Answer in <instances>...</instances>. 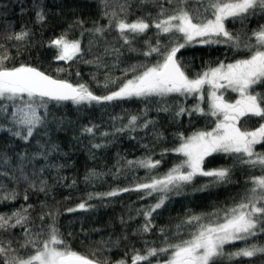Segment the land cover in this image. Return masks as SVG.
Segmentation results:
<instances>
[{"label":"trees","instance_id":"16d2710c","mask_svg":"<svg viewBox=\"0 0 264 264\" xmlns=\"http://www.w3.org/2000/svg\"><path fill=\"white\" fill-rule=\"evenodd\" d=\"M125 2L127 6L122 11ZM161 4L171 14L172 6L166 0H107V7L102 0H0V58L9 57L4 61L6 67L29 65L74 86L83 84L97 96L108 95L136 74L125 73L130 66H151L160 58L155 53L143 55L147 51L145 41L156 43L155 27L125 44L116 21L131 23L143 19L152 25L165 18L160 15ZM38 13L44 16L43 20L38 19ZM208 17L211 18L210 13ZM224 23L233 36H239L240 46L234 47L231 41L196 42L181 49L177 59L189 78L220 62L228 64L248 58L254 48L245 45L258 47L252 33L264 25V11L257 8L246 19L229 18ZM97 28L103 31L97 33ZM22 31L28 35L22 40L15 39ZM61 35L80 42L81 52L72 60L54 59L56 49L49 44ZM159 38L162 45H168L170 39L184 42L180 33L163 34ZM250 91L264 96V83L253 85ZM202 94L203 99L197 93L102 103L50 101L46 125L27 142L6 131L0 132V153L9 157L8 164L0 160V172L8 173L0 176V215L12 217L10 224L16 221L13 213L27 217L22 225L0 228V248L6 250L0 254V264L5 259L34 254L36 247L26 244L29 236L25 228L31 238L43 241L53 222L65 245L97 264H117L121 260L131 264L132 256L137 253L147 256L149 249L167 248V252L158 251L140 262L164 263L171 253L169 246L190 239L195 231V226L183 224L189 216H204V222L208 223L218 219L209 214L223 216L221 210L239 203L252 187V177L264 175V169L241 164L234 156L223 153L207 157L204 168H229L230 181L197 190L209 181L207 177L197 176L191 184L184 185L179 195L175 191L168 193L165 204L149 218L147 232L143 231L146 220L140 210L154 205L161 193L145 196L143 192L130 191L104 198L95 195L150 182L152 177H162L179 164L184 157L172 151L181 143L179 136L210 131L215 126V117L192 111L197 105L205 113L209 111L205 90ZM162 108L168 111L158 110ZM180 108L185 111L176 115ZM131 116L139 117L135 129L125 128ZM145 121L152 123L145 128ZM261 123L264 119L250 116L240 126L251 131ZM87 127L93 128L91 134L84 131ZM94 144L101 147H93ZM254 150L264 153V144H257ZM20 154H25L23 161ZM149 157L160 164L151 170L136 163L128 164ZM21 164L28 180L20 179ZM89 194H93L92 199ZM82 202L89 206L86 210L77 208ZM70 208L77 210L69 212ZM252 244L264 246V233L247 241L226 244L225 255L217 257L213 264H264V253L259 252L252 257L228 258V253Z\"/></svg>","mask_w":264,"mask_h":264},{"label":"snow or ice","instance_id":"6c2138e0","mask_svg":"<svg viewBox=\"0 0 264 264\" xmlns=\"http://www.w3.org/2000/svg\"><path fill=\"white\" fill-rule=\"evenodd\" d=\"M102 3L107 7V0H102ZM166 3L172 6L171 14H168V9L161 4L160 15L165 18L152 25L143 19L131 23L125 20L116 21V28L125 44H130L132 38L145 33L150 27H155L158 30L156 43L153 45L145 41L147 51L143 52V55L148 57L155 53L160 58L151 66L144 64L130 66L125 73L136 74L131 79H127L118 90L108 95L97 96L83 84L74 86L66 80L53 78L29 65L6 67L4 61L9 57L0 58V132L6 131L12 137L25 142L46 125L50 101H72L74 104H81L131 98L146 100L152 97L164 98L171 94L193 95L200 93L205 85L210 86L209 111L205 113L199 105L192 111L215 117V126L210 131H197L187 137L179 136L181 143L172 149L184 157L179 164L169 169L162 177H152L150 182L137 183L133 188L113 189L106 193L95 194L97 198H104L130 191L143 192L145 196L161 193L154 205L140 210L146 220L143 228L145 232L149 231V218L165 204L168 193L175 191L179 195L184 185L191 184L197 176L209 178L208 183L197 190L230 181L231 169L204 168L207 157L215 153H223L234 156L241 164L251 167L259 165L264 169V153L254 150L255 145L264 144V123L251 131L240 126L242 117L255 116L264 119V96L250 91L253 85L264 83V25L252 33L258 47L245 45L250 49L254 48L248 58L228 64L220 62L218 66L209 67L195 78H189L185 74L177 59V53L186 46L196 43L197 38H201L198 41L201 44L231 41L233 46L238 48L239 36H233L226 29L225 20L246 19L248 15H254L257 8L264 11V0H166ZM126 6L125 2L121 5V10H125ZM209 13L211 18L208 17ZM37 16L39 20L44 19L40 13ZM102 31L100 28L96 29L97 33ZM175 33L182 34L183 43L170 39L168 45L161 44L159 38L161 35L174 36ZM27 35L26 31H22L14 38L22 40ZM219 37H223L224 40L221 41ZM49 46L56 49L55 60L69 61L81 52L80 42L70 41L65 35L51 40ZM138 69L142 70L138 71ZM111 82L115 83V81ZM219 89H231L233 92H238L240 98L235 103H229L222 95L217 94ZM200 98L203 99L202 96ZM41 109L44 110L43 113L40 112ZM158 110L168 111L167 108ZM184 111V108H180L176 115ZM138 119L137 116H131L125 128L135 129ZM150 123L152 121H145L143 127H148ZM84 131L91 134L93 128L87 127ZM93 147L99 148L101 145L94 144ZM20 159L23 161L25 154H20ZM0 160L3 164H8L9 157L5 153H0ZM133 163L151 170L156 168L160 161H153L150 157L136 162L128 161L129 165ZM19 171L20 179L28 180L24 174L23 164L19 166ZM4 175L8 173L0 172V176ZM43 183L44 181H41V184ZM251 184L252 187L239 203L221 210L223 216H219V213L209 214L217 216L218 219L205 223L204 216H189L183 224L195 226V231L190 239L169 246L171 253L165 264H213L217 257L225 255V244L247 241L258 233H264V175L252 177ZM31 186L35 187V184L32 183ZM43 190L44 188L41 187L40 191ZM92 198L93 194H89V199ZM87 207L89 206L84 202L77 206L80 210H86ZM77 208H70L68 211L73 212ZM13 216L16 217L15 224L9 223L12 217L6 218L0 215V228L16 227L27 219L18 213H13ZM25 234L29 236L26 244L35 246V253L27 258L5 259L4 264H96L92 259L65 245L54 222L49 225V231L43 241L31 238L27 228ZM5 251L4 248H0V254ZM158 251L167 252L168 249H149L147 256L137 253L132 256L131 264H140L149 256H155ZM258 252L264 253V246L252 244L228 253V258L252 257ZM117 264H125V261L121 260Z\"/></svg>","mask_w":264,"mask_h":264},{"label":"rangeland","instance_id":"374dc122","mask_svg":"<svg viewBox=\"0 0 264 264\" xmlns=\"http://www.w3.org/2000/svg\"><path fill=\"white\" fill-rule=\"evenodd\" d=\"M201 38H197V43H199L198 41L200 40ZM213 39H217L216 37H213ZM205 90V96H206V102H207V105H208V107H209V100H208V92L210 91V86L209 85H205L204 87H203V89L201 90V92L200 93H198V96L199 97H201V96H203V91ZM217 94L218 95H222L224 98H225V100H227L229 103H235V101L237 100V99H239L240 98V95H239V93L238 92H233L231 89H219L218 91H217ZM228 96H232L233 97V99L232 98H228ZM244 121V120H243ZM256 146V145H255ZM182 171H183V169H182ZM226 245V244H225ZM224 245V246H225ZM159 264H165V262L164 263H159Z\"/></svg>","mask_w":264,"mask_h":264},{"label":"flooded vegetation","instance_id":"af4514ba","mask_svg":"<svg viewBox=\"0 0 264 264\" xmlns=\"http://www.w3.org/2000/svg\"><path fill=\"white\" fill-rule=\"evenodd\" d=\"M250 116H247V117H242L241 118V122L243 121V120H245V119H248Z\"/></svg>","mask_w":264,"mask_h":264},{"label":"water","instance_id":"95a60500","mask_svg":"<svg viewBox=\"0 0 264 264\" xmlns=\"http://www.w3.org/2000/svg\"><path fill=\"white\" fill-rule=\"evenodd\" d=\"M97 264V263H96Z\"/></svg>","mask_w":264,"mask_h":264}]
</instances>
